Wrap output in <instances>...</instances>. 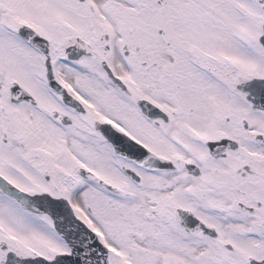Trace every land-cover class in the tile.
<instances>
[{"label":"snow or ice","instance_id":"obj_1","mask_svg":"<svg viewBox=\"0 0 264 264\" xmlns=\"http://www.w3.org/2000/svg\"><path fill=\"white\" fill-rule=\"evenodd\" d=\"M0 264H264V0H0Z\"/></svg>","mask_w":264,"mask_h":264}]
</instances>
